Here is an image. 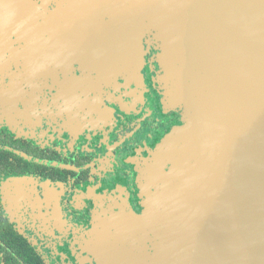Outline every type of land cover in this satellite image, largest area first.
Returning <instances> with one entry per match:
<instances>
[{
    "label": "flooded vegetation",
    "instance_id": "flooded-vegetation-1",
    "mask_svg": "<svg viewBox=\"0 0 264 264\" xmlns=\"http://www.w3.org/2000/svg\"><path fill=\"white\" fill-rule=\"evenodd\" d=\"M30 1L46 14H31L0 55V264H109L97 251L109 226L120 264L135 246L156 259L180 215L168 203L170 158L156 173L155 152L183 120L165 102L161 48L145 37L138 73H124L118 54L93 45L105 8ZM147 211L140 231L133 219Z\"/></svg>",
    "mask_w": 264,
    "mask_h": 264
},
{
    "label": "water",
    "instance_id": "water-1",
    "mask_svg": "<svg viewBox=\"0 0 264 264\" xmlns=\"http://www.w3.org/2000/svg\"><path fill=\"white\" fill-rule=\"evenodd\" d=\"M95 3L92 13L105 8L108 18L96 27L105 33L93 36L97 53L118 54L124 73L135 67L136 75L142 41L154 36L167 105L183 112L182 126L155 152L154 168L165 173L159 161L170 158L168 203L180 216L159 257L131 244L127 263L264 264V0ZM46 11L30 0H0V55L31 14ZM152 216L134 217L136 228L146 231ZM104 230L109 236L97 251L120 264L116 228Z\"/></svg>",
    "mask_w": 264,
    "mask_h": 264
},
{
    "label": "rangeland",
    "instance_id": "rangeland-1",
    "mask_svg": "<svg viewBox=\"0 0 264 264\" xmlns=\"http://www.w3.org/2000/svg\"><path fill=\"white\" fill-rule=\"evenodd\" d=\"M167 100V99H166ZM165 100V102L167 103V101ZM169 106V105H168ZM170 107V106H169ZM173 109H178L180 112H181V110L182 109H179V108H174V107H172Z\"/></svg>",
    "mask_w": 264,
    "mask_h": 264
}]
</instances>
